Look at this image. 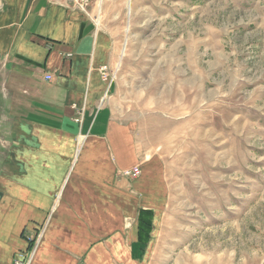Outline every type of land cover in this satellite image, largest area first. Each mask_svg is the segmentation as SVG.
I'll return each instance as SVG.
<instances>
[{
    "label": "rangeland",
    "instance_id": "obj_1",
    "mask_svg": "<svg viewBox=\"0 0 264 264\" xmlns=\"http://www.w3.org/2000/svg\"><path fill=\"white\" fill-rule=\"evenodd\" d=\"M82 3L112 41L113 115L163 183L148 263L264 264V0Z\"/></svg>",
    "mask_w": 264,
    "mask_h": 264
},
{
    "label": "crops",
    "instance_id": "obj_2",
    "mask_svg": "<svg viewBox=\"0 0 264 264\" xmlns=\"http://www.w3.org/2000/svg\"><path fill=\"white\" fill-rule=\"evenodd\" d=\"M113 52L72 5L0 0V264L43 228L31 264H149L163 183L113 115Z\"/></svg>",
    "mask_w": 264,
    "mask_h": 264
},
{
    "label": "built area",
    "instance_id": "obj_3",
    "mask_svg": "<svg viewBox=\"0 0 264 264\" xmlns=\"http://www.w3.org/2000/svg\"><path fill=\"white\" fill-rule=\"evenodd\" d=\"M52 1L56 2V3H62L65 5H72V7L77 8L78 10H80L81 12L86 14V12L84 10V5L86 4L85 0H81V2H80V0H52ZM82 2H84L85 4H83ZM102 77L104 79L110 78V84H112V82H113L112 76L109 75V73L106 70H103ZM44 78H45V80H51L52 79V77L50 75H46ZM140 174H141V170H140L139 166H135L131 169L124 170L121 172V175L123 177H126V178H136ZM43 229H41L34 236L32 235V236L27 237V239L29 241L28 250H26L23 253H20L14 259L13 264H31L32 263L34 256H35V253H36V250L38 248V245H39L41 238L43 236Z\"/></svg>",
    "mask_w": 264,
    "mask_h": 264
}]
</instances>
